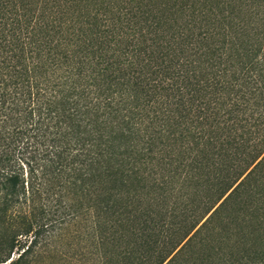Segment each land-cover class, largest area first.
<instances>
[{"label":"trees","instance_id":"obj_1","mask_svg":"<svg viewBox=\"0 0 264 264\" xmlns=\"http://www.w3.org/2000/svg\"><path fill=\"white\" fill-rule=\"evenodd\" d=\"M263 226L264 0H0V263L264 264Z\"/></svg>","mask_w":264,"mask_h":264},{"label":"rangeland","instance_id":"obj_2","mask_svg":"<svg viewBox=\"0 0 264 264\" xmlns=\"http://www.w3.org/2000/svg\"><path fill=\"white\" fill-rule=\"evenodd\" d=\"M14 211L18 212L20 210H9L8 214H15ZM261 232L264 233V226ZM39 248L41 252L38 251L37 255L30 257V259L27 260L29 264H80L81 260V264H87L83 260L84 256L82 257V254L85 252L84 242L78 243L75 240H71L63 244L48 245L47 247L40 246ZM6 252V247H4V245L0 246L2 258L7 254ZM21 252L22 251L17 246L11 254V259H16ZM58 252H60V254H58ZM9 261L10 260L0 264H8Z\"/></svg>","mask_w":264,"mask_h":264}]
</instances>
